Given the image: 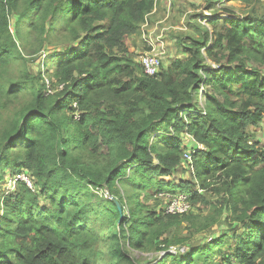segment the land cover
<instances>
[{
  "label": "trees",
  "instance_id": "1",
  "mask_svg": "<svg viewBox=\"0 0 264 264\" xmlns=\"http://www.w3.org/2000/svg\"><path fill=\"white\" fill-rule=\"evenodd\" d=\"M213 1L246 10L225 5L213 30L189 21L201 35L180 41L186 57L149 77L127 39L159 0H0V264H142L134 252L264 264V151L250 142L264 122V9ZM38 55L52 88L30 71ZM183 133L203 146L187 163L199 189L166 180L186 163ZM178 193L191 210L166 214ZM200 204L213 211L196 215ZM224 214L232 234L194 244ZM182 223L188 236L169 238Z\"/></svg>",
  "mask_w": 264,
  "mask_h": 264
},
{
  "label": "rangeland",
  "instance_id": "2",
  "mask_svg": "<svg viewBox=\"0 0 264 264\" xmlns=\"http://www.w3.org/2000/svg\"><path fill=\"white\" fill-rule=\"evenodd\" d=\"M260 1L261 4L257 7L264 9V0ZM213 2L216 3L215 7L217 9L215 11L206 9V0H159L156 13L150 17L148 24L144 25L141 34L127 39V44L134 57L133 59H135L139 64L141 55L147 49V44L150 43L157 51L162 53V65L165 68L174 60L186 57L187 53L185 52V49L180 46V41L183 40V38L184 41L189 44L190 40L189 38H186L187 36H195L197 38L201 35V33H199L197 30H192L191 27H189V21L194 22V19L199 20V22H201L203 25H207L208 28L213 30L212 25H208L207 23L206 18L209 16H214L215 14L217 15V13L219 14V11L221 12L224 8H226V6L233 8L237 13L246 10V5L240 1L228 3L227 5L224 1H221V3H219V1ZM195 14L201 15V17H193ZM11 22V28L12 31H14L15 20L12 19ZM28 60L30 61L29 66L32 73L38 74L40 71H42L43 67L45 78L50 80L48 74L53 72L54 66L52 64H50V66L46 65L48 58H42L38 55L36 58H29ZM51 86L52 82L49 84V88ZM199 98L203 100V95L199 94ZM202 106L204 107L203 101ZM250 129L252 134H254L253 139L251 138L250 142H256V144H258V148L264 151V122L258 128ZM184 134L185 133H183L182 136L184 137L183 142L186 145L184 152H189L191 148L196 147V144L188 134H185V136ZM166 180L175 184H178L179 181L184 183H191L194 181L195 185L192 183L193 189H199V184L194 176L193 169L187 163H184V166H182L172 178H167ZM7 187L11 190H14L15 188L13 182L8 183ZM105 193L107 192L105 191ZM202 194H204L207 197V200H209L214 206H216V204L221 201L222 196H216L210 192L206 193V191L202 192ZM165 199L162 200L159 198L154 202V204L160 201L161 205H165L167 203ZM195 207L196 208H194V210L196 215H200L201 217H207L209 213L213 211L210 208L211 206L206 204H200ZM227 216H229V214H224L222 219H220V223L213 225L209 231L196 234V236L193 238L194 244L199 243L200 245L205 242H209L210 239H216L217 237L224 234H232L234 231V228L232 227L234 225L229 226L225 223L224 218ZM182 224L183 225L177 228V232H170L168 237L172 238L175 234H179L181 237L188 236V224ZM131 255L133 258L139 260V262L142 264H155V255L153 254L134 252Z\"/></svg>",
  "mask_w": 264,
  "mask_h": 264
},
{
  "label": "built area",
  "instance_id": "3",
  "mask_svg": "<svg viewBox=\"0 0 264 264\" xmlns=\"http://www.w3.org/2000/svg\"><path fill=\"white\" fill-rule=\"evenodd\" d=\"M162 53L160 51H157L155 47L152 48L150 52L145 53L140 58V64L143 68L145 74L148 76H157L160 73V70L162 68ZM49 87V85H48ZM203 149V147H200ZM185 159L186 163L192 162V153H185ZM18 180H26L29 185L30 180L28 177L22 175L18 177ZM14 184V182H13ZM169 199L166 207L165 212L166 214H186L189 213L191 210V205L189 202L190 196L183 193H178L176 195L170 196L166 195Z\"/></svg>",
  "mask_w": 264,
  "mask_h": 264
},
{
  "label": "clouds",
  "instance_id": "4",
  "mask_svg": "<svg viewBox=\"0 0 264 264\" xmlns=\"http://www.w3.org/2000/svg\"><path fill=\"white\" fill-rule=\"evenodd\" d=\"M154 46L152 45L149 49H147V50H145V52L141 55V56H143L145 53H147V52H150L151 50H152V48H153ZM141 58V57H140ZM162 58V57H161ZM139 65L141 66V64H140V60H139ZM142 68V67H141ZM162 68H163V65H162ZM161 68V69H162ZM143 69V68H142ZM143 72H144V70H143ZM160 72H161V70H160ZM145 73V72H144ZM160 74V73H159ZM158 74V75H159ZM147 75V74H146ZM157 75V76H158ZM148 76V75H147ZM149 77H152V76H149ZM153 77H156V76H153ZM49 88V87H48ZM196 147H198V148H200V147H203V146H201V145H196ZM185 153H192L193 154V150H192V148L190 149V151L189 152H184V154Z\"/></svg>",
  "mask_w": 264,
  "mask_h": 264
}]
</instances>
